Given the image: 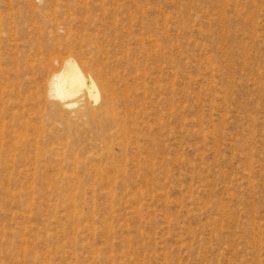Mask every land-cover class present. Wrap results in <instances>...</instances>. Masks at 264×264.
<instances>
[{"label":"rangeland","instance_id":"1","mask_svg":"<svg viewBox=\"0 0 264 264\" xmlns=\"http://www.w3.org/2000/svg\"><path fill=\"white\" fill-rule=\"evenodd\" d=\"M0 264H264V0H0Z\"/></svg>","mask_w":264,"mask_h":264},{"label":"bare ground","instance_id":"2","mask_svg":"<svg viewBox=\"0 0 264 264\" xmlns=\"http://www.w3.org/2000/svg\"><path fill=\"white\" fill-rule=\"evenodd\" d=\"M62 64V68L53 73L49 83L50 94L57 99L53 102L55 107H70L80 102L83 103L81 114H90L94 110L89 98H93L95 102L100 101L101 104L110 103L115 91L114 84H110L102 70L71 55L64 58Z\"/></svg>","mask_w":264,"mask_h":264}]
</instances>
